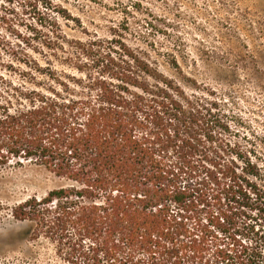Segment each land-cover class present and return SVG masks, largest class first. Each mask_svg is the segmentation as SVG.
<instances>
[{
    "label": "trees",
    "instance_id": "trees-1",
    "mask_svg": "<svg viewBox=\"0 0 264 264\" xmlns=\"http://www.w3.org/2000/svg\"><path fill=\"white\" fill-rule=\"evenodd\" d=\"M62 1L28 3L29 29L50 25L43 43L73 71L50 57L29 86L1 77L0 166L34 161L61 181L17 216L68 264H264V167L142 53L69 40Z\"/></svg>",
    "mask_w": 264,
    "mask_h": 264
},
{
    "label": "rangeland",
    "instance_id": "rangeland-1",
    "mask_svg": "<svg viewBox=\"0 0 264 264\" xmlns=\"http://www.w3.org/2000/svg\"><path fill=\"white\" fill-rule=\"evenodd\" d=\"M31 1L0 0V90L7 88L1 77L29 86L38 74L36 63L47 66L50 57L56 68L73 71L63 64V51L54 57L44 45L50 25L37 38L29 29ZM62 5L71 15L59 18L69 40L114 41L142 53L188 95L204 98L228 126L216 128L221 137L264 167V0H63ZM60 184L34 161L0 166V264H68L49 238L36 236L29 219L17 216L30 197H44Z\"/></svg>",
    "mask_w": 264,
    "mask_h": 264
}]
</instances>
